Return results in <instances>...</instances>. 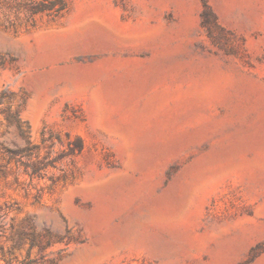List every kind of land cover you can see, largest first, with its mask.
I'll list each match as a JSON object with an SVG mask.
<instances>
[{
  "label": "rangeland",
  "instance_id": "1",
  "mask_svg": "<svg viewBox=\"0 0 264 264\" xmlns=\"http://www.w3.org/2000/svg\"><path fill=\"white\" fill-rule=\"evenodd\" d=\"M42 1L0 0V264H264V0Z\"/></svg>",
  "mask_w": 264,
  "mask_h": 264
},
{
  "label": "trees",
  "instance_id": "2",
  "mask_svg": "<svg viewBox=\"0 0 264 264\" xmlns=\"http://www.w3.org/2000/svg\"><path fill=\"white\" fill-rule=\"evenodd\" d=\"M66 8V5L64 4L63 0H44L38 4H35L31 7L32 14L42 13V12H49L54 15H60ZM34 147L30 145V142L27 141L26 147H16L13 149L12 152L14 156H20V155H28ZM83 150V142L80 137L76 138V141L74 142V147H71V152H81ZM41 168H35L32 167L33 174H37ZM33 244V243H32Z\"/></svg>",
  "mask_w": 264,
  "mask_h": 264
},
{
  "label": "water",
  "instance_id": "3",
  "mask_svg": "<svg viewBox=\"0 0 264 264\" xmlns=\"http://www.w3.org/2000/svg\"><path fill=\"white\" fill-rule=\"evenodd\" d=\"M43 73L40 74H36L32 80H29V84L32 85L34 84V82L39 83L40 79L42 78ZM128 181V179L124 178V177H120V176H116L112 179H110L109 181H107L105 184H103L100 188L102 191L104 192H108L110 190L119 188L122 184H126Z\"/></svg>",
  "mask_w": 264,
  "mask_h": 264
},
{
  "label": "bare ground",
  "instance_id": "4",
  "mask_svg": "<svg viewBox=\"0 0 264 264\" xmlns=\"http://www.w3.org/2000/svg\"><path fill=\"white\" fill-rule=\"evenodd\" d=\"M28 54L31 55L32 53H31V52H28ZM50 72H52V71H50ZM50 72L43 73V76H42V77H44L45 75H48ZM124 184H125V183H124ZM124 184H122V185H124ZM122 185H121V186H122ZM121 186H120V187H121Z\"/></svg>",
  "mask_w": 264,
  "mask_h": 264
}]
</instances>
